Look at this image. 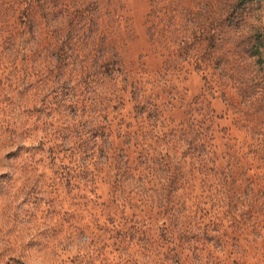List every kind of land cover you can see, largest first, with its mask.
<instances>
[{
	"label": "rangeland",
	"instance_id": "374dc122",
	"mask_svg": "<svg viewBox=\"0 0 264 264\" xmlns=\"http://www.w3.org/2000/svg\"><path fill=\"white\" fill-rule=\"evenodd\" d=\"M260 33L264 0H0V264H264Z\"/></svg>",
	"mask_w": 264,
	"mask_h": 264
},
{
	"label": "trees",
	"instance_id": "16d2710c",
	"mask_svg": "<svg viewBox=\"0 0 264 264\" xmlns=\"http://www.w3.org/2000/svg\"><path fill=\"white\" fill-rule=\"evenodd\" d=\"M252 0H240V4H245ZM264 49V34H258L255 38L254 44L252 45L251 54L253 56L262 54ZM262 57H260V60Z\"/></svg>",
	"mask_w": 264,
	"mask_h": 264
}]
</instances>
